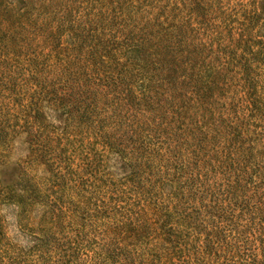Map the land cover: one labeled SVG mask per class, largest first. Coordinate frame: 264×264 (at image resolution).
<instances>
[{"label":"rangeland","instance_id":"1","mask_svg":"<svg viewBox=\"0 0 264 264\" xmlns=\"http://www.w3.org/2000/svg\"><path fill=\"white\" fill-rule=\"evenodd\" d=\"M0 264H264V0H0Z\"/></svg>","mask_w":264,"mask_h":264}]
</instances>
